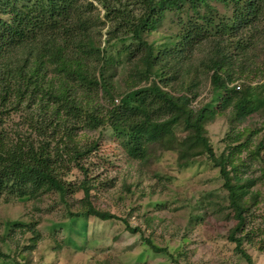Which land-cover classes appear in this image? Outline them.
I'll list each match as a JSON object with an SVG mask.
<instances>
[{"label": "trees", "instance_id": "1", "mask_svg": "<svg viewBox=\"0 0 264 264\" xmlns=\"http://www.w3.org/2000/svg\"><path fill=\"white\" fill-rule=\"evenodd\" d=\"M169 14L179 29L151 39ZM109 21L103 46L101 28ZM262 39L264 0H0V197L82 191L83 206L69 213L72 221L84 219V232L88 217L121 220L146 247L168 251L141 225L92 201L96 184L82 162L99 140L81 144L78 134L111 128L129 156L145 164L155 149L176 152L180 166L212 161L236 221L227 238L251 262L244 231L258 194L245 173L256 160L264 165ZM207 77L215 102L195 105ZM11 111L21 118L6 125ZM255 112L259 125L235 130L217 152L208 124L224 116L234 130ZM73 167L84 174L78 186L69 179ZM26 226L29 243L14 255L1 253L7 260L21 255V264H32L43 235ZM18 227L24 223L8 222L6 236Z\"/></svg>", "mask_w": 264, "mask_h": 264}, {"label": "rangeland", "instance_id": "2", "mask_svg": "<svg viewBox=\"0 0 264 264\" xmlns=\"http://www.w3.org/2000/svg\"><path fill=\"white\" fill-rule=\"evenodd\" d=\"M95 3L103 17V6ZM172 16L169 14L151 39L179 29L171 20ZM110 23L101 28L103 46ZM261 49L264 50V39L259 46ZM258 80L262 79L255 78L253 83ZM202 81L201 95L194 102L198 106L213 103L216 98L210 89L209 78ZM10 114L6 125H14L21 118L15 112ZM261 121V114L255 112L233 130L226 117L218 116L207 126L211 143L220 153L227 140L236 137L235 130L252 128ZM78 138L81 144L99 140L97 148L82 162L89 168L88 176L96 184L93 203L100 209L126 217L133 226L141 225L145 237L150 236L168 251L155 252L146 247L140 234L126 230L121 220L88 217V229L84 232V219L72 221L69 213L83 206L82 191L67 193L65 198L51 191L43 193L39 199L0 197V264L24 261L21 255H16V261L13 257L7 260L1 253L14 255L18 248L29 243L27 235L31 232L26 230L29 224L35 225L43 235L30 255L32 264H100L104 260L110 264H264V165L261 162H253L245 173L255 179L252 189L258 194L244 231H248L243 247L252 257L249 262L227 238L236 221L231 216L220 169L212 161L202 157L197 162L180 166L176 152L152 147L155 153L145 164L129 156L111 128L81 130ZM247 154L248 149H245L241 156L245 158ZM83 177V172L73 167L69 175L73 186H78ZM10 221H19L25 227H18L7 237ZM2 237L6 238L3 240Z\"/></svg>", "mask_w": 264, "mask_h": 264}]
</instances>
